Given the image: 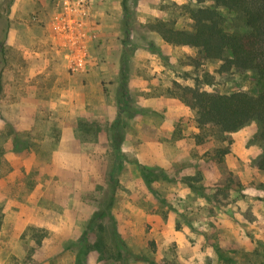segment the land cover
<instances>
[{
  "label": "rangeland",
  "instance_id": "374dc122",
  "mask_svg": "<svg viewBox=\"0 0 264 264\" xmlns=\"http://www.w3.org/2000/svg\"><path fill=\"white\" fill-rule=\"evenodd\" d=\"M27 1L0 0V264H251L264 249L259 123L198 128L170 90L258 85L161 38L160 20L190 29L194 1L88 0L75 46L66 0L14 30Z\"/></svg>",
  "mask_w": 264,
  "mask_h": 264
},
{
  "label": "trees",
  "instance_id": "16d2710c",
  "mask_svg": "<svg viewBox=\"0 0 264 264\" xmlns=\"http://www.w3.org/2000/svg\"><path fill=\"white\" fill-rule=\"evenodd\" d=\"M126 1L121 0L125 12L128 11ZM193 1V5L184 7L191 22L190 29L173 28L160 20L156 30L161 38L172 45L194 47L203 59L219 61L220 72L253 71L258 90L256 93H218L200 89L197 84L173 82L170 95L194 111L198 128L214 127L221 135L236 131L252 120L257 121L263 153L256 166L264 171V0ZM225 12H233L237 24H232ZM197 64L195 60L194 65ZM227 140L230 142L229 138ZM228 151V146L216 151L219 164ZM230 176L227 173L223 182L225 187L234 189L235 182ZM1 219L2 213L0 225ZM251 255V264H264V249H255Z\"/></svg>",
  "mask_w": 264,
  "mask_h": 264
},
{
  "label": "built area",
  "instance_id": "2783aa9c",
  "mask_svg": "<svg viewBox=\"0 0 264 264\" xmlns=\"http://www.w3.org/2000/svg\"><path fill=\"white\" fill-rule=\"evenodd\" d=\"M65 3H66L65 4L66 8L63 11L66 19V21H64L65 22L64 29L68 30L70 34L72 33L74 34L75 36V38L73 37L75 39V41H73V45H74V43L76 42V37L77 39H79L82 36L80 30L83 22L78 16L86 13V10L88 8L86 4H88V0H75V2L66 0ZM76 55L79 56L80 60H82V56H80V54H76Z\"/></svg>",
  "mask_w": 264,
  "mask_h": 264
},
{
  "label": "crops",
  "instance_id": "0c3cea01",
  "mask_svg": "<svg viewBox=\"0 0 264 264\" xmlns=\"http://www.w3.org/2000/svg\"><path fill=\"white\" fill-rule=\"evenodd\" d=\"M34 1L35 2H38V4H40L39 5V7H36L35 5L32 7L31 5L34 3ZM38 8H41V10H39ZM38 10L40 11V12H38ZM46 10V12H48V9H47V5H46V3H45V1L44 0H28L27 2H20V3H18L17 5H16V9L14 10V15H15V18H17V19H15V22H14V30L15 29H22V26H23V24L25 25V22L23 21V17L24 16H28V15H30V14H32V18H35L36 16H35V14H37L38 16L39 15H41V13L44 15V11ZM53 12V11H52ZM103 12L104 11H99V14L100 13H102L103 14ZM52 14V13H51ZM54 14H55V12H54ZM94 14L96 15H98V11L96 12L95 11V9H94ZM96 15V16H97ZM95 16V17H96ZM31 17V16H30ZM94 17V18H95ZM98 18V20H100L101 21V18L98 16V17H96L95 18V20ZM28 22V21H27ZM115 24V23H114ZM100 24L98 23H96V27H97V29H100ZM82 88V87H81ZM96 89V91H97V89L98 88H95ZM78 92H81L82 93V89H80Z\"/></svg>",
  "mask_w": 264,
  "mask_h": 264
}]
</instances>
